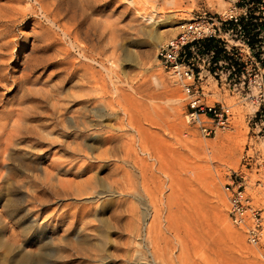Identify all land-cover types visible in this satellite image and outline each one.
Instances as JSON below:
<instances>
[{
	"label": "rangeland",
	"instance_id": "374dc122",
	"mask_svg": "<svg viewBox=\"0 0 264 264\" xmlns=\"http://www.w3.org/2000/svg\"><path fill=\"white\" fill-rule=\"evenodd\" d=\"M123 1H56L58 23L77 36L73 46L34 0H0V118L10 109L27 118L21 130L7 128V150L0 143V264H140L153 251L156 264H264V169L244 166L246 109L234 107L230 129L203 137L185 122L186 94L156 58L172 37L156 41L159 26L179 23L177 33L188 17L222 12L230 0H182L176 11L157 2L163 13L138 31ZM16 9L25 17L15 19ZM149 74L165 84L157 102L182 98L179 114L154 113L146 90L133 95L129 84ZM204 79L209 103L234 102ZM82 94L91 99L75 112ZM98 95L103 102H94ZM256 148L264 156L261 141ZM236 174L262 211L257 244L228 214L223 186Z\"/></svg>",
	"mask_w": 264,
	"mask_h": 264
},
{
	"label": "built area",
	"instance_id": "2783aa9c",
	"mask_svg": "<svg viewBox=\"0 0 264 264\" xmlns=\"http://www.w3.org/2000/svg\"><path fill=\"white\" fill-rule=\"evenodd\" d=\"M156 58L186 94L185 122L203 137L227 130L236 116L234 107L246 109L251 135L244 166L255 168L256 173L264 169V156L256 148L259 141L264 148V0H230L222 12L203 8L158 44ZM207 76L234 102L209 103L210 93L204 88ZM223 190L230 219L245 227L250 244H257L263 230L262 211L253 206L242 174L225 183Z\"/></svg>",
	"mask_w": 264,
	"mask_h": 264
},
{
	"label": "bare ground",
	"instance_id": "6f19581e",
	"mask_svg": "<svg viewBox=\"0 0 264 264\" xmlns=\"http://www.w3.org/2000/svg\"><path fill=\"white\" fill-rule=\"evenodd\" d=\"M13 1V0H12ZM30 1H33V0H26V2H30ZM35 1V4L38 5V9L40 10L41 14H42V17L53 27H57L59 28L63 34L65 36H67L69 38V41L70 43L75 46L74 44L75 41L77 40V36L74 35L73 31L71 30H68L65 28V26H62L58 23V19H57V7L59 8L60 4L58 5L59 2H56L58 0H34ZM16 2V1H15ZM157 2L167 6L170 10H180L182 9L181 7V3H183L182 0H124L123 1V4H125V7L124 9L122 10V13L124 15H126L127 18H129L128 22H129V25L131 26V28L135 29V30H139L141 27L145 26L146 24H149L151 22H155L156 21V17L160 16V14L163 13L162 10H159L157 7ZM122 4V5H123ZM32 8L34 7H37L35 5H31ZM4 6H2L3 8ZM228 7V6H227ZM226 7V8H227ZM121 8V7H120ZM226 8H223L221 10H225ZM10 9H12L10 7ZM6 10V9H5ZM9 10V9H8ZM13 10V9H12ZM56 10V11H55ZM67 10V9H66ZM169 10V12H170ZM11 11V10H10ZM10 11L8 12L10 14ZM22 11V10H21ZM38 11V10H37ZM59 11V10H58ZM63 11V9H62ZM13 12V11H12ZM60 14V12H58ZM64 13V12H63ZM8 14V15H9ZM5 15V14H3ZM61 15V14H60ZM65 15V13H64ZM13 16L15 17H20V16H23L25 17V13L24 12H20L18 11L17 9L13 12ZM1 18V17H0ZM192 17H188L186 20H190ZM2 19V18H1ZM4 19V18H3ZM12 20V19H11ZM69 20V19H68ZM14 21V20H13ZM145 22V23H144ZM7 23V22H6ZM10 23V22H9ZM5 24V23H4ZM179 23H176V24H167V23H163L161 26L158 27V30L156 32V36H155V40L156 41H161V40H164L166 37H170V36H174V34H176L175 32L177 31V29H179L180 26H178ZM5 26V25H4ZM9 27V26H8ZM70 27V26H69ZM7 27H4L3 31L6 30ZM72 28V27H71ZM2 29V28H1ZM73 29V28H72ZM143 29V28H142ZM1 34V33H0ZM3 36V35H1ZM0 36V37H1ZM3 46V45H2ZM145 57H148L150 58L151 57V50L150 49H147L145 50ZM145 57L142 55V59H141V65H144L146 66V69L147 71L150 68V65L148 64V61H145ZM60 62V61H59ZM150 62V61H149ZM73 66V65H72ZM75 67V66H74ZM1 70V69H0ZM72 74V73H71ZM75 74V73H74ZM6 76V75H5ZM2 72L0 71V81L2 83H6L4 81H7ZM135 81V80H134ZM137 81V80H136ZM133 82V81H132ZM129 84V89L132 91V93H134L133 95H137L139 94L140 90H146L148 91V100H149V106L150 108L152 109V111L156 114H158L159 116H163L165 114H167L165 112V110H167V108L169 110H171L175 115L179 114L180 110L178 109V105H180L181 101H182V98L181 97H172V98H168L166 100H164L163 103H159L156 101V94L155 92L158 90L157 88H160V87H163V84L164 82L162 81V79L157 76L156 74H149L148 75V78L146 80L143 79V81H141L142 83L140 84V82L137 81L138 83V86L135 87L134 83L132 84ZM136 83V82H135ZM84 84V83H83ZM114 84V83H113ZM83 86H86V85H83ZM114 86V85H113ZM120 87V86H119ZM114 89V88H113ZM117 90H120L118 87H116ZM85 90V89H84ZM115 90V89H114ZM116 90V91H117ZM117 94V93H116ZM119 94V93H118ZM83 95V94H82ZM79 96V95H78ZM86 95H83L81 96L80 98L81 99H76V103L74 104V107L75 109L77 108H80V106L84 103H86L87 101H89L91 98H86L85 97ZM89 96V95H87ZM102 96V95H101ZM104 96V95H103ZM117 96V95H116ZM95 97V96H94ZM93 97V98H94ZM132 97V96H131ZM96 100L94 102L97 101L98 102H103V99L102 97H99L98 95V98L96 97L95 98ZM132 99L131 101H135L137 100L136 97H132L130 98ZM93 101V100H92ZM91 101V102H92ZM138 102V101H137ZM94 104V103H93ZM111 104V103H110ZM121 104V103H120ZM119 104V105H120ZM20 105V104H18ZM112 106V105H111ZM123 107V106H122ZM149 108V107H148ZM77 109L75 112H77ZM122 109V108H121ZM126 110V109H124ZM6 109H0V114H4L6 113ZM21 109H10L8 112V116L5 117L4 119L0 118V143L3 144L4 148L6 149V147L9 145V143H11L12 141V137H13V133H11L10 131L7 130V128H9L10 126H12L13 128L16 127L17 129L21 130L22 128V122L27 119L23 117L22 112L21 113ZM122 112L125 113V116L127 115V112L126 111H123ZM123 113V114H124ZM150 113V112H149ZM74 114V113H73ZM115 114V113H114ZM155 114V115H156ZM76 116V115H75ZM80 116V115H79ZM157 116V115H156ZM173 116V115H172ZM2 117V116H1ZM77 117V116H76ZM123 118V117H122ZM76 121L77 119H79V117L75 118ZM120 119V118H119ZM82 120V119H81ZM121 120V119H120ZM27 121V120H26ZM75 121V122H76ZM74 122V124H75ZM126 122V120H121V122H119V126H122L123 127V124ZM78 123V122H77ZM79 124H81L79 122ZM76 125V124H75ZM102 126V125H101ZM100 126V127H101ZM118 126V125H117ZM107 127V126H106ZM110 129V128H108ZM123 129V128H122ZM230 129V128H229ZM11 130V129H10ZM83 130V129H82ZM121 130V129H120ZM111 131V130H110ZM107 132V130H106ZM113 133V132H112ZM15 135V134H14ZM114 135V134H113ZM116 136V135H115ZM108 136V140L110 141H116L117 138L119 137H110ZM113 139V140H111ZM106 140V139H105ZM2 141V142H1ZM108 141V142H110ZM118 141V140H117ZM116 141V142H117ZM112 142L111 145H112ZM120 142V141H119ZM115 143V142H114ZM113 143V144H114ZM118 144V143H117ZM122 145V144H121ZM115 146V145H114ZM113 147V146H112ZM0 148H2L0 146ZM7 150V149H6ZM147 150H143L141 149V152L143 154H148L149 152H147ZM149 155V154H148ZM147 155V156H148ZM151 155V154H150ZM149 155V156H150ZM150 158V157H149ZM121 193V192H120ZM122 194V193H121ZM60 212V211H59ZM64 212V211H63ZM67 211L65 213H60L62 218L66 217ZM71 217H76V213H72L70 214ZM56 216V215H55ZM58 216V215H57ZM54 217L52 216L51 218H49L48 222L51 224V222L53 221ZM57 219V218H55ZM264 233V232H263ZM153 251V250H152ZM151 257L150 259H146L145 262H140V264H156L157 263V259L161 258V257H158V255L156 254V251L154 252H151ZM146 258V257H145ZM161 260V259H160ZM166 262V261H165ZM161 262H159L160 264ZM163 263V261H162ZM161 263V264H162ZM168 263V262H167ZM164 264V263H163Z\"/></svg>",
	"mask_w": 264,
	"mask_h": 264
}]
</instances>
